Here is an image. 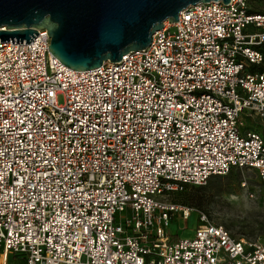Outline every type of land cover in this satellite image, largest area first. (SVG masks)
<instances>
[{"label":"built area","instance_id":"1","mask_svg":"<svg viewBox=\"0 0 264 264\" xmlns=\"http://www.w3.org/2000/svg\"><path fill=\"white\" fill-rule=\"evenodd\" d=\"M263 2L188 5L84 71L49 53L43 28L1 41L0 264H264V235L201 213L171 237L193 209L165 199L232 170L264 196Z\"/></svg>","mask_w":264,"mask_h":264},{"label":"water","instance_id":"2","mask_svg":"<svg viewBox=\"0 0 264 264\" xmlns=\"http://www.w3.org/2000/svg\"><path fill=\"white\" fill-rule=\"evenodd\" d=\"M208 1L215 0H0V42L28 44L43 28L49 53L84 71L144 48L162 21H177L182 8Z\"/></svg>","mask_w":264,"mask_h":264},{"label":"rangeland","instance_id":"3","mask_svg":"<svg viewBox=\"0 0 264 264\" xmlns=\"http://www.w3.org/2000/svg\"><path fill=\"white\" fill-rule=\"evenodd\" d=\"M259 10H264V2L260 3ZM57 100L61 101L60 96H57ZM245 125L257 127L260 122L257 119L247 120ZM242 181L244 187L239 184ZM247 193H252V196L249 197ZM165 199L170 203L193 209L186 220L180 219L176 214L171 217L167 227L171 237L192 236L196 213H201L209 221L222 225L234 236L254 238L264 235V196L253 172L232 170L227 175L209 177L202 185H186L181 191L170 192ZM188 201L193 205L188 204ZM195 204L199 205V208L194 206ZM8 261H13V257L8 255Z\"/></svg>","mask_w":264,"mask_h":264},{"label":"trees","instance_id":"4","mask_svg":"<svg viewBox=\"0 0 264 264\" xmlns=\"http://www.w3.org/2000/svg\"><path fill=\"white\" fill-rule=\"evenodd\" d=\"M230 172H231V171H230ZM230 172H229L228 174H230ZM226 175H227V174H226ZM219 176H220V175H219ZM219 176H212V177H219ZM186 185H189V184H186ZM186 185H184L183 189L186 187ZM192 186H199V185H192ZM183 189H182V190H183ZM187 203L190 204V205H193L190 201H188ZM187 203H186V204H187ZM194 206H196V207L199 208V205H196V204H195Z\"/></svg>","mask_w":264,"mask_h":264}]
</instances>
